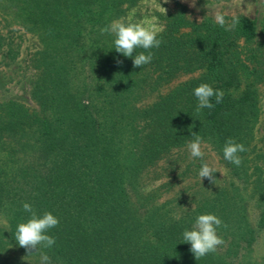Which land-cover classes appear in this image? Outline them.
Instances as JSON below:
<instances>
[{
  "label": "trees",
  "instance_id": "16d2710c",
  "mask_svg": "<svg viewBox=\"0 0 264 264\" xmlns=\"http://www.w3.org/2000/svg\"><path fill=\"white\" fill-rule=\"evenodd\" d=\"M141 1L0 0V67L21 55L17 31L36 41L30 103L0 101V264H40L41 252L51 264H264V14H225L221 27L176 1L157 14L162 43L140 68L100 30ZM202 83L224 96L197 112ZM192 132L222 182L200 179ZM229 138L247 149L239 167L224 159ZM25 202L59 219L47 233L56 243L30 255L15 239ZM202 214L227 227L196 260L183 232Z\"/></svg>",
  "mask_w": 264,
  "mask_h": 264
},
{
  "label": "clouds",
  "instance_id": "9594fccd",
  "mask_svg": "<svg viewBox=\"0 0 264 264\" xmlns=\"http://www.w3.org/2000/svg\"><path fill=\"white\" fill-rule=\"evenodd\" d=\"M195 0H193V6ZM215 22L221 27L226 26L225 14L217 12L214 16ZM239 23L238 18L233 17L231 27ZM101 34H115V51L123 54L125 57L133 58L134 67H142L149 64L152 59V53L147 51L152 48H158L162 40L158 39V32L155 29L146 28L140 24H124L121 22H113L110 26L102 28ZM144 49L147 51L134 55L136 49ZM122 63V61H118ZM194 95L198 100L197 112L201 109H212L214 104L211 102L215 98L216 103H221L224 93L222 90H215L207 83H202L194 89ZM194 139L188 144L191 157L201 158L205 156L204 147L206 142L196 132L191 134ZM247 149L243 144L236 143L229 138L223 148L224 159L239 167L242 158L239 153L245 152ZM217 170L208 163H203L199 171V177L207 178L210 183L215 184L216 178L214 173ZM23 210L31 214V218L27 222L18 224L15 233V239L18 245L26 249L28 255L39 251L41 248H51L55 243V237L48 235V231L55 228L59 224V219L50 212H45L43 216H38L32 205L23 203ZM227 227L222 220L214 214H202L196 218L195 224L191 230L183 232V241L190 243V251L198 260L209 253H215L217 248L224 244V240L217 234L218 227ZM40 264H51L50 257L41 252Z\"/></svg>",
  "mask_w": 264,
  "mask_h": 264
},
{
  "label": "rangeland",
  "instance_id": "374dc122",
  "mask_svg": "<svg viewBox=\"0 0 264 264\" xmlns=\"http://www.w3.org/2000/svg\"><path fill=\"white\" fill-rule=\"evenodd\" d=\"M176 1L186 4L197 18L205 15L214 17L217 12L229 15L241 13L251 19H259L264 14V0H195L194 6L193 0H142L136 7L129 10L121 23L140 24L146 28L159 31L162 24L157 14L170 10ZM15 36L21 43V55L11 67H0V101L16 99L30 103L27 95L28 72L25 69V59L33 50L36 41L31 35L23 34L22 31H17ZM204 152L203 159H199L214 167L217 170L214 173L216 182H222L224 178H227L226 171L220 166L217 157L207 145L204 147ZM202 181L209 182L205 178H202ZM189 184L190 182L187 180L181 185L189 186ZM255 252L259 257H264V233L255 243Z\"/></svg>",
  "mask_w": 264,
  "mask_h": 264
}]
</instances>
